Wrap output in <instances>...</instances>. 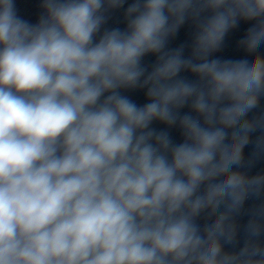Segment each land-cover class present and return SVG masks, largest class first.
I'll list each match as a JSON object with an SVG mask.
<instances>
[{
	"label": "clouds",
	"instance_id": "clouds-1",
	"mask_svg": "<svg viewBox=\"0 0 264 264\" xmlns=\"http://www.w3.org/2000/svg\"><path fill=\"white\" fill-rule=\"evenodd\" d=\"M124 2L43 0L33 25L0 0V264H264L256 222L239 252L222 244L235 239L231 214L264 188L233 170L259 126L246 117L264 95V56L209 58L241 19L256 21L241 45L264 46V0H135L127 29L96 41L105 6ZM189 17L185 58L166 46ZM136 88L150 102L121 92ZM189 101L195 117L179 112ZM153 121L179 122L184 141Z\"/></svg>",
	"mask_w": 264,
	"mask_h": 264
}]
</instances>
